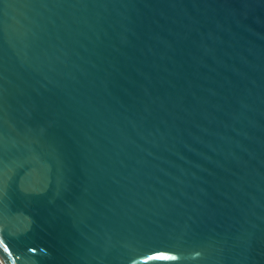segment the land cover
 Listing matches in <instances>:
<instances>
[{"label": "water", "instance_id": "95a60500", "mask_svg": "<svg viewBox=\"0 0 264 264\" xmlns=\"http://www.w3.org/2000/svg\"><path fill=\"white\" fill-rule=\"evenodd\" d=\"M0 264H264V0H0Z\"/></svg>", "mask_w": 264, "mask_h": 264}]
</instances>
